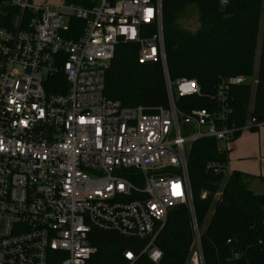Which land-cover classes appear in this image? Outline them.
<instances>
[{"label": "built area", "instance_id": "2783aa9c", "mask_svg": "<svg viewBox=\"0 0 264 264\" xmlns=\"http://www.w3.org/2000/svg\"><path fill=\"white\" fill-rule=\"evenodd\" d=\"M31 1L0 0V264H86L94 229L145 242L123 253L127 264H158L156 239L179 206L199 250L189 152L201 139L232 141L228 93L250 78L222 79L211 109L183 113L176 102L201 92L168 77L160 0H99L90 10ZM72 18L85 24L76 39ZM143 27L155 32L143 38ZM120 41L138 44L140 64L160 62L166 107L105 98ZM206 170L231 174L227 163Z\"/></svg>", "mask_w": 264, "mask_h": 264}, {"label": "trees", "instance_id": "16d2710c", "mask_svg": "<svg viewBox=\"0 0 264 264\" xmlns=\"http://www.w3.org/2000/svg\"><path fill=\"white\" fill-rule=\"evenodd\" d=\"M114 4L120 0H107ZM155 1V0H151ZM222 1L225 3L222 4ZM99 0H63L65 6L93 9ZM263 0H160L164 54L168 77L195 80L201 97L180 99L183 113L208 110L213 106L216 86L222 79L250 78L256 56L258 25L263 16V33L250 106L251 85L232 87L228 93L230 113L227 126L234 128L235 141L248 128L256 132L264 125V10ZM194 7L199 28L191 34L180 31L176 22ZM85 24L72 18L69 39H76ZM143 38L155 32L143 27ZM138 44L120 41L105 74L104 96L123 107H166V92L160 62L140 64ZM60 85L65 81L57 78ZM261 118L262 121L252 122ZM210 163H228L227 151L215 139H201L191 146L187 170L193 214L200 232L202 264H264V195L253 193L250 176L231 172L228 177L206 170ZM89 243L95 249L86 264H127L123 253H139L145 242L92 230ZM195 239L191 214L186 206L169 211L156 239L161 253L158 264H186ZM136 264H152L141 256Z\"/></svg>", "mask_w": 264, "mask_h": 264}, {"label": "rangeland", "instance_id": "374dc122", "mask_svg": "<svg viewBox=\"0 0 264 264\" xmlns=\"http://www.w3.org/2000/svg\"><path fill=\"white\" fill-rule=\"evenodd\" d=\"M34 5H56L63 6V0H32ZM264 10V0L262 2V11ZM176 26L180 31L195 33L199 28L198 15L194 7L188 8L176 22ZM263 33V16H261L258 25V40L256 48V56L253 63L252 76L248 79L251 84L250 106L252 105L253 91L256 82V69L259 57L261 37ZM219 150L227 151L228 163L233 165L244 163L246 175L251 178L248 181L249 189L259 195H264V125H260L256 132H250L248 128L243 129L240 136L229 143L217 142ZM237 167V166H235ZM236 171L243 169L234 168ZM186 264H202L200 252L197 247L192 249L190 258Z\"/></svg>", "mask_w": 264, "mask_h": 264}, {"label": "crops", "instance_id": "0c3cea01", "mask_svg": "<svg viewBox=\"0 0 264 264\" xmlns=\"http://www.w3.org/2000/svg\"><path fill=\"white\" fill-rule=\"evenodd\" d=\"M228 164V167H229V169H230V171L231 172H240V173H243V174H245L246 173V171L244 170V167H245V164L244 163H236L235 165H233L234 166V168H240V169H243V170H240V171H236V170H234V168H232V166L231 165H229V163H227ZM235 166H237V167H235ZM259 195V194H258Z\"/></svg>", "mask_w": 264, "mask_h": 264}, {"label": "water", "instance_id": "95a60500", "mask_svg": "<svg viewBox=\"0 0 264 264\" xmlns=\"http://www.w3.org/2000/svg\"><path fill=\"white\" fill-rule=\"evenodd\" d=\"M259 121H262V119L261 118L252 119V122H259Z\"/></svg>", "mask_w": 264, "mask_h": 264}]
</instances>
